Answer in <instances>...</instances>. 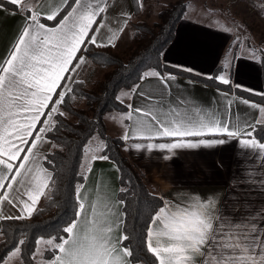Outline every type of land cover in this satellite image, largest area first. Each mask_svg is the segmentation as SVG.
Masks as SVG:
<instances>
[{
    "label": "snow or ice",
    "instance_id": "snow-or-ice-1",
    "mask_svg": "<svg viewBox=\"0 0 264 264\" xmlns=\"http://www.w3.org/2000/svg\"><path fill=\"white\" fill-rule=\"evenodd\" d=\"M4 2L0 0V10L4 9ZM6 2L29 15L25 17L23 30L12 51L0 63V205L7 202L19 212L16 216H5L0 211V220H24L31 218L40 198L51 193L55 184L52 172L43 167L46 157L35 150L38 143L44 142L46 133L55 127L54 114H64L59 112V106L71 88H63L61 81L67 84L65 74L70 75L72 70L85 63L83 57L77 58V53L86 40L97 47L115 46L117 32L107 28L110 35L107 43H103L97 36L100 29L106 27L105 23L93 29L98 17L102 21L105 19L102 14L107 12L109 0H53L43 17V9L37 11L31 0ZM42 18L46 22L56 21V24L48 26L41 22ZM123 23L126 25L127 19ZM118 31L122 32L123 26ZM73 60H76L75 65ZM149 77L159 78L165 88L169 86L168 81L176 79L175 76L162 77L155 70L143 73L142 78ZM217 79L223 84L230 83L227 75H220ZM57 88H61L58 93ZM140 95L145 96L142 92ZM125 96L129 93L122 92L117 99L123 103L122 97ZM145 99L149 104L153 103L151 96H145ZM50 103L52 106L49 108ZM242 103L247 105L249 101L243 100ZM155 104L153 108L132 109L131 105L127 106L131 110L123 118L130 124L122 136L124 141H145L136 142L133 147L173 154L176 149L224 145L227 141L223 137L236 139L242 150L255 153V159L260 161L259 166L254 164L252 169L246 170L241 182L264 189V143L254 136L256 126L264 124V107L251 104L252 108L259 109L261 118L255 123L240 125L233 122L231 101L223 113L189 106L182 99L167 104L156 101ZM46 108L48 114L37 130ZM34 131H38L35 136ZM165 138L170 141L171 138L178 139L153 142ZM104 148L103 142L92 145L90 141L84 148L89 163L109 160L107 154L100 155ZM22 152L24 155L21 157ZM18 160L19 163H14ZM87 170L91 171V168ZM82 188L78 185L75 189L77 202L73 219L60 230L68 238L60 237L58 231L49 234L48 238L36 239L32 260L37 264H133L136 259L134 250L121 243L129 241V235H114L123 222V218L113 211L115 204L106 199L101 203L98 196L91 205L92 218L85 216L83 220L79 219L87 205V195H81ZM191 200L192 212L184 209L172 211L169 203L164 201L163 206H157L158 210L153 209L154 215H149L152 226L146 225V249L158 264H198V261L199 264H264V208L237 218L217 210L215 197H208L206 201L191 197ZM162 238H167L166 244ZM25 243L23 238L17 242L21 246ZM45 252L48 259H43ZM21 256L22 248L14 246L2 264H13L14 261L24 264Z\"/></svg>",
    "mask_w": 264,
    "mask_h": 264
},
{
    "label": "crops",
    "instance_id": "crops-1",
    "mask_svg": "<svg viewBox=\"0 0 264 264\" xmlns=\"http://www.w3.org/2000/svg\"><path fill=\"white\" fill-rule=\"evenodd\" d=\"M31 2L37 11L43 9V17L48 13L49 5L53 3V0H39L38 4L37 0H31ZM141 7L143 8L142 3ZM142 14L141 9V13L135 15L132 0H109L107 12L102 14L105 19L102 21L98 17L96 24L93 25L94 30L102 22L106 25L104 29H100L97 36L98 41L107 43V37L110 35L107 28L110 27L117 32L113 48L118 53L124 54L134 44V30L130 20L135 19L136 16L141 17ZM26 16V11L18 9L13 10L4 6V9L0 10V63L7 59L19 39ZM125 19H127L126 25L123 23ZM121 26H123L122 32L118 31ZM89 35L91 36L92 33L90 32ZM233 37L229 29L214 26L184 14L177 25L173 41L165 50L163 59L165 63L171 66L184 71H186L185 69H192L191 72H187L207 78L213 77L219 65L223 64L224 69L218 76L227 75L235 88L250 94L262 95L264 92L263 71L258 57L244 53L242 50L231 48L230 43L233 41ZM80 57L85 59V63L79 69L72 70L70 75L68 73L65 74L68 83L65 84L64 81H61L63 88H71L72 83L79 79L84 80L89 87H92V83L104 75L105 69H100L87 56L78 52L77 58ZM75 64L76 60H73V65ZM167 76L176 77L175 80L168 81L169 86L167 88H165L159 78L149 77L144 78L133 89H121L124 90L123 92L129 93V96L123 97V103L127 106L131 105L132 109L137 107L153 108L156 107V101H162L167 104L177 99H182L189 106L223 113L229 101H231V115L234 118V123H239L240 125L245 122L255 123L261 118L259 109L252 108L250 105L256 104L260 107H263V105L251 98L198 82L186 76L169 74L162 77ZM60 91L61 88L56 89L57 93ZM141 92L145 96H151L153 103L149 104L145 96L140 95ZM55 98L54 95L53 99ZM243 100H248L249 104L242 103ZM51 106L50 103L49 108ZM130 110L128 108L127 111L120 112L121 115L117 118L114 117L111 126L105 120L108 133L111 136L122 138L128 130L127 125L130 124V121L123 117ZM47 114L48 109L46 108L44 115L41 116V123L36 126L37 130L42 126ZM37 134L38 131L33 132V136ZM223 138L227 141L224 145L201 146L195 149H176L173 154L159 150H152L151 152L146 149L137 150L133 147V144L145 141L130 139L126 141L124 151L146 173L149 181L156 191L161 194L164 201L169 203L172 211L189 207L193 194H199L202 201H206L209 194H212L217 200V210L239 218L246 212L264 208V189L259 186H253L250 183L241 182L246 175V170L252 169L254 164L259 166L260 161L255 159V153L242 150L236 139ZM175 139L178 138H171V141L165 138L164 140L153 142H174ZM185 139L196 140L199 138ZM31 142L32 140L29 139V143ZM54 147V142L45 136L44 142L38 143L35 151L45 157L46 153ZM25 151H27L26 146ZM23 155L24 152L21 153V157ZM165 156H170V158L165 159ZM19 162L18 160L14 163ZM43 167L47 168L44 160ZM89 167L91 171L87 170ZM48 170L52 172L50 169ZM82 170L86 174V178L82 184L81 195H87V205L85 213L79 219L83 220L85 216L88 219L92 218L91 205L97 201L99 196L101 197V203L106 199L116 205L113 211L123 218V222L120 228L116 229L114 235L116 237L123 235L121 229L124 226L125 215L123 204L118 198L120 186L119 170L116 164L110 160H96L90 163L88 161ZM254 175L259 176L260 173H254ZM47 196L40 198L36 210L43 205ZM0 211L5 216L19 215L18 210L7 202L0 205ZM256 219L259 220L260 217ZM1 221L0 240L2 238ZM162 239L166 244L167 238ZM43 259H46L45 256ZM35 262L37 264V261ZM13 264H18V262L14 261Z\"/></svg>",
    "mask_w": 264,
    "mask_h": 264
},
{
    "label": "trees",
    "instance_id": "trees-1",
    "mask_svg": "<svg viewBox=\"0 0 264 264\" xmlns=\"http://www.w3.org/2000/svg\"><path fill=\"white\" fill-rule=\"evenodd\" d=\"M132 2L135 15H139L142 9L140 0ZM188 4V0H177L161 10L159 13L161 21L158 26L131 19L134 44L126 57L115 51L111 45L97 47L87 40L85 45H82L80 52L105 69V73L96 81L98 88L89 87L80 79L72 83L71 91L59 107V112L64 114H55V127L46 133L55 144L44 159V164L52 171L55 181L51 193L48 194L51 198L47 196L43 205L29 219L1 221L0 264L14 250V246L22 248L21 258L24 264H36L32 260L36 239L48 238L49 234H56L58 231L60 237H67V234L60 230L75 215L77 202L75 189L82 185L86 178L82 170L84 148L95 134H99L105 145L101 155L107 154L109 160L115 163L119 170L118 198L123 204L125 215L123 235H129V241H122V244L134 250L136 259L133 260V264H158V260L146 249V225L150 227L149 215H154L153 209L158 210L157 206H163L164 199L149 181L146 173L125 153L126 141L121 137L111 136L105 123L107 113L128 110L127 105L117 99L120 90L133 89L144 79L143 73L155 70L161 76L169 74L186 76L198 82L236 92L261 103L264 107V92L262 95L250 94L235 88L231 82L223 84L217 79L216 76L224 69L223 64L219 65L213 77L207 78L165 63L163 59L165 50L173 41L177 25L184 16ZM4 6L13 10L18 9L17 6L8 4L6 0ZM41 22L46 21L42 18ZM46 23L54 26L56 21ZM234 45L232 41L230 47L238 50L239 45ZM257 57L262 66L264 84V48H259ZM81 102L86 107H81L79 105ZM254 136L260 142H264V124L256 126ZM22 238L26 243L21 246L17 242ZM44 256L48 259L47 252Z\"/></svg>",
    "mask_w": 264,
    "mask_h": 264
},
{
    "label": "rangeland",
    "instance_id": "rangeland-1",
    "mask_svg": "<svg viewBox=\"0 0 264 264\" xmlns=\"http://www.w3.org/2000/svg\"><path fill=\"white\" fill-rule=\"evenodd\" d=\"M176 1L140 0L143 6V14L141 17L136 16L135 20H142L150 25L158 26L161 21L159 16L160 11ZM188 3L185 12L186 16L229 29L234 36V44L239 45L238 50H242L248 54L255 53L257 56V54L259 55V48H264V0H188ZM128 52L129 50L122 55L126 57ZM97 86V83L94 81L92 87L98 88ZM123 91H120L119 96ZM79 105L86 107L82 102ZM119 115L121 113L117 111L109 112L106 114L105 120L111 126L113 118H117ZM90 141L92 145L103 142L99 134H95ZM89 142L86 147L89 146ZM87 162L88 159L84 155L82 168ZM39 259L38 257L37 260Z\"/></svg>",
    "mask_w": 264,
    "mask_h": 264
},
{
    "label": "clouds",
    "instance_id": "clouds-1",
    "mask_svg": "<svg viewBox=\"0 0 264 264\" xmlns=\"http://www.w3.org/2000/svg\"><path fill=\"white\" fill-rule=\"evenodd\" d=\"M192 197H200V195L199 194H193ZM208 197H214V196L212 194H209ZM200 199H202V198L200 197ZM192 203H193V201L191 200L190 205ZM179 209H184L186 212H192V211H194V209L191 206H189V207H183V208H179ZM179 209H177V210H179Z\"/></svg>",
    "mask_w": 264,
    "mask_h": 264
}]
</instances>
